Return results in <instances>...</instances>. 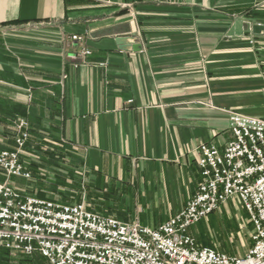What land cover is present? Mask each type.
I'll return each mask as SVG.
<instances>
[{"label":"crops","instance_id":"1","mask_svg":"<svg viewBox=\"0 0 264 264\" xmlns=\"http://www.w3.org/2000/svg\"><path fill=\"white\" fill-rule=\"evenodd\" d=\"M132 35L141 50L121 51ZM230 113L264 118V0H0V148L26 119L41 177L11 180L24 196L89 192L99 215L158 229L201 183L198 148L231 141Z\"/></svg>","mask_w":264,"mask_h":264},{"label":"built area","instance_id":"2","mask_svg":"<svg viewBox=\"0 0 264 264\" xmlns=\"http://www.w3.org/2000/svg\"><path fill=\"white\" fill-rule=\"evenodd\" d=\"M89 55L82 48L72 59ZM229 130L232 139L224 148L208 143L198 148L201 183L186 207L158 229L100 216L84 204L24 196L0 182V251L37 254L48 264H264V118L230 113ZM13 131L15 148H0V168L10 178L30 180L21 162L30 139L28 121L17 119ZM236 198L254 229L248 254L200 246L190 228Z\"/></svg>","mask_w":264,"mask_h":264},{"label":"rangeland","instance_id":"3","mask_svg":"<svg viewBox=\"0 0 264 264\" xmlns=\"http://www.w3.org/2000/svg\"><path fill=\"white\" fill-rule=\"evenodd\" d=\"M21 162L25 170L31 174V179L27 181H31L39 177L35 173H32V171H30L29 163L31 161L21 159ZM40 163L43 165L42 168L45 171L42 173L46 176L45 180L51 183H55L56 179L61 178V174L64 175V173L61 172L64 171V162L59 161L60 165L58 166V168L50 167L45 161H40ZM42 178L44 177L42 176ZM12 179L25 180L22 178H10L0 168L1 183L9 182V184L14 187L11 183ZM63 195L68 197L76 196L75 194L70 193H63ZM79 195L83 199L80 204L87 201L86 204L90 206L89 209L91 210V212L95 211L93 213H97L98 215L101 214L99 208L94 209L92 207L94 202L92 197L93 194L89 192H82V194ZM111 197L112 194L107 198L99 197V199H97V204L106 205L105 209H103V214L105 215L108 213V207L110 205L112 209L116 205L115 203H110L109 200H111ZM77 204L73 203L71 205ZM190 234H192L198 240V242H200V244L206 247L217 249L218 251L228 255L245 257L253 245L254 229L243 205L236 198L226 206H222L219 210L207 216L200 223L192 226L190 228ZM5 253H7L6 256L9 257L8 259L10 262L7 264H48L47 260L44 259L43 261L42 259H39L40 255L37 254L33 257H24L22 255H11L8 252ZM0 254L2 255L1 251Z\"/></svg>","mask_w":264,"mask_h":264},{"label":"water","instance_id":"4","mask_svg":"<svg viewBox=\"0 0 264 264\" xmlns=\"http://www.w3.org/2000/svg\"><path fill=\"white\" fill-rule=\"evenodd\" d=\"M116 44L118 48L124 52H138L141 50V47L137 44L136 35L117 38Z\"/></svg>","mask_w":264,"mask_h":264},{"label":"trees","instance_id":"5","mask_svg":"<svg viewBox=\"0 0 264 264\" xmlns=\"http://www.w3.org/2000/svg\"><path fill=\"white\" fill-rule=\"evenodd\" d=\"M5 255V256H4ZM7 255V253H5V252H2V255L0 254V264H7V263H10L9 262V257L8 256H6ZM39 259H42L43 261H44V258L42 257V256H40V258ZM46 260V259H45Z\"/></svg>","mask_w":264,"mask_h":264}]
</instances>
